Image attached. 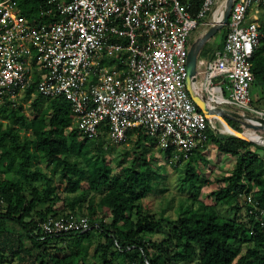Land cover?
Returning a JSON list of instances; mask_svg holds the SVG:
<instances>
[{
    "label": "built area",
    "instance_id": "2783aa9c",
    "mask_svg": "<svg viewBox=\"0 0 264 264\" xmlns=\"http://www.w3.org/2000/svg\"><path fill=\"white\" fill-rule=\"evenodd\" d=\"M219 1L48 0L27 17L18 0H0V101L22 95L38 75L37 90L69 100L73 126L86 137L106 134L124 145L130 131H143L168 154L167 164H184L197 149L208 150L207 130L215 122L187 87L188 39L199 25L221 21ZM262 19L264 0H235L223 46L212 59L199 58L194 83L210 105L246 109L232 113L258 137L264 133L244 122H264V108L254 104L251 91ZM240 196L264 229V208L251 192ZM5 206L0 192V212ZM96 227L87 215L70 213L44 220L40 232L46 239Z\"/></svg>",
    "mask_w": 264,
    "mask_h": 264
},
{
    "label": "trees",
    "instance_id": "16d2710c",
    "mask_svg": "<svg viewBox=\"0 0 264 264\" xmlns=\"http://www.w3.org/2000/svg\"><path fill=\"white\" fill-rule=\"evenodd\" d=\"M47 1L18 0V4L21 12L33 17ZM252 62L255 81L264 90V23ZM38 82L36 75L22 95L0 101V192L6 202L0 212V264H94L96 256L102 264H114L116 255L129 264H264V229L240 196L251 192L264 208V145L224 135L211 124L208 145L215 143L219 151L233 154L234 168L211 192L214 203L208 204L199 200L204 182L201 169L192 165V155L184 163L182 180L200 181L199 191L191 196L202 208L167 218L142 203L162 181L152 160L136 151L131 164L114 172L107 151L115 147L106 148V134L97 140L86 137L73 126L71 102L64 96L45 97L37 90ZM226 119L243 130L234 118ZM134 135L142 145L149 137L155 140L132 130L129 142ZM44 162L50 172L42 168ZM56 175L67 183L66 189L55 183ZM219 206H225L226 213ZM70 213L87 215L98 227L41 238L44 220ZM8 221L21 230L8 229ZM167 224L171 227L167 235L150 237Z\"/></svg>",
    "mask_w": 264,
    "mask_h": 264
},
{
    "label": "rangeland",
    "instance_id": "374dc122",
    "mask_svg": "<svg viewBox=\"0 0 264 264\" xmlns=\"http://www.w3.org/2000/svg\"><path fill=\"white\" fill-rule=\"evenodd\" d=\"M226 1L227 0L219 1V3L223 2V5L218 21L220 20L221 16L224 15ZM208 19L211 20L212 16H209ZM263 20L264 19H262V21ZM214 22L216 21L214 20ZM212 25L213 24L208 27L199 25L197 28L192 30L188 39V48L190 49L192 44L198 40L199 37L202 36L204 32ZM226 30L227 25H224L219 29L218 32H216L213 37L207 40L202 52L203 57L207 59H212L214 57V53L223 41L225 33H227ZM251 91L255 105L264 108V90L262 89V86L255 81V83L252 85ZM216 104H218V107H225L230 113L235 111L240 113L248 112L244 108L230 105L225 102H219ZM25 108L29 114L32 113L29 103H25ZM216 121L217 122L214 124V127H216L219 132L224 135L231 134L220 120ZM149 138L150 139H147L143 142V145L137 143V135L132 136L130 142L124 145H116L112 143L109 138H106V148H111L113 146L115 147L113 151H107V158L113 162L114 172H121L122 166H125V164H131L135 159L134 152L137 151L142 153L152 160V164H154L155 168H157L156 171L161 177L160 180H162L161 184H159L157 187L154 186L152 191L142 199V203L147 210L155 212L158 215H163L167 218H176L180 213H183L185 209H201V202L196 201L194 197L191 196L192 194H195L199 191L200 181L196 180L195 182L185 183L182 180L184 177V164L179 165V167L167 164L165 161V153L161 151L154 139L151 137ZM147 147L148 150H146ZM259 151L262 152V149H259ZM200 156L202 157V162H200L198 158ZM193 160L194 162L192 165L195 167V169H201L204 182L199 194V200L208 204L214 203L215 196L211 192L223 184V176L231 173L236 162V157L231 153L219 151L217 145L215 143H211L210 147L206 151L202 150L201 148L198 149L193 154ZM42 168L50 172V167L47 166L46 162L42 163ZM55 183L60 184L63 190L66 189L67 183L65 181H61L58 175L55 177ZM161 190H163V192H160ZM98 194H100V192H98ZM98 194L97 196H99ZM219 208L223 213H226L225 206H219ZM107 220H110V218ZM6 227L10 230H15L16 232L21 230V227L12 221H8L6 223ZM170 228L171 227H169L167 224L163 231L153 233L150 235V237L154 238V240L161 239L164 235H167ZM95 234L97 233L94 231V235ZM26 244L29 245L30 242L26 240ZM54 244L55 242H52V245ZM94 261V264H102V259L99 256H96ZM114 264H129V262L127 258L116 255Z\"/></svg>",
    "mask_w": 264,
    "mask_h": 264
},
{
    "label": "water",
    "instance_id": "95a60500",
    "mask_svg": "<svg viewBox=\"0 0 264 264\" xmlns=\"http://www.w3.org/2000/svg\"><path fill=\"white\" fill-rule=\"evenodd\" d=\"M235 0H227L226 1V7H225V12L224 15L221 19V21L216 24L212 25L209 29H207L202 36L199 37L198 40H196L191 48L189 49V55H188V77H187V87L188 90L193 97V99L197 102V104L200 106L202 111L208 116V118L212 120H220L226 129L242 138L254 143H258L260 145H264V135L261 137L254 136L252 134H249L245 132L244 130H238L234 128L232 125L229 124L226 118L232 117L237 119L233 113H230L229 111L223 110L222 108L218 106H213L210 105L208 102V97L206 93L200 94L195 86L194 83L198 78V68H199V54L201 49L204 47L205 43L207 42L208 39L213 37L216 32L219 31L221 27L224 25L228 24L230 14H231V9L233 7ZM239 120V119H238ZM241 121V120H239ZM248 127L254 128L256 130L262 131L264 133V122L260 123H254V122H244Z\"/></svg>",
    "mask_w": 264,
    "mask_h": 264
},
{
    "label": "crops",
    "instance_id": "0c3cea01",
    "mask_svg": "<svg viewBox=\"0 0 264 264\" xmlns=\"http://www.w3.org/2000/svg\"><path fill=\"white\" fill-rule=\"evenodd\" d=\"M263 23H264V20L262 21L261 20V24L263 25ZM203 57V56H202ZM201 57V58H202ZM253 63V62H252ZM216 103H218V102H214V104H215V106H218V104H216ZM220 108H222L223 110H226V111H228L225 107H223V106H221ZM232 113V112H231ZM235 119V118H234ZM235 120H237L240 124H241V122L238 120V119H235ZM242 126V125H241Z\"/></svg>",
    "mask_w": 264,
    "mask_h": 264
},
{
    "label": "bare ground",
    "instance_id": "6f19581e",
    "mask_svg": "<svg viewBox=\"0 0 264 264\" xmlns=\"http://www.w3.org/2000/svg\"><path fill=\"white\" fill-rule=\"evenodd\" d=\"M225 4H226V2H225Z\"/></svg>",
    "mask_w": 264,
    "mask_h": 264
}]
</instances>
